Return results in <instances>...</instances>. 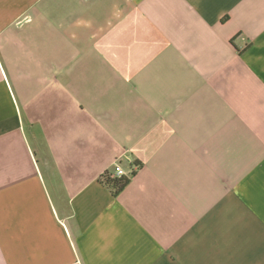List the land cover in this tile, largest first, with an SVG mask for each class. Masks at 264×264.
<instances>
[{
  "label": "crops",
  "instance_id": "1",
  "mask_svg": "<svg viewBox=\"0 0 264 264\" xmlns=\"http://www.w3.org/2000/svg\"><path fill=\"white\" fill-rule=\"evenodd\" d=\"M0 264H264V0H0Z\"/></svg>",
  "mask_w": 264,
  "mask_h": 264
},
{
  "label": "trees",
  "instance_id": "2",
  "mask_svg": "<svg viewBox=\"0 0 264 264\" xmlns=\"http://www.w3.org/2000/svg\"><path fill=\"white\" fill-rule=\"evenodd\" d=\"M100 181L104 183L105 185L111 186L115 195H118L124 190L125 187H127L129 182L131 181V177L127 175H123L120 177L113 178L111 171H106L102 175V178Z\"/></svg>",
  "mask_w": 264,
  "mask_h": 264
},
{
  "label": "built area",
  "instance_id": "3",
  "mask_svg": "<svg viewBox=\"0 0 264 264\" xmlns=\"http://www.w3.org/2000/svg\"><path fill=\"white\" fill-rule=\"evenodd\" d=\"M120 165L119 161L114 165L113 171L111 172L113 178L127 175L126 171Z\"/></svg>",
  "mask_w": 264,
  "mask_h": 264
}]
</instances>
